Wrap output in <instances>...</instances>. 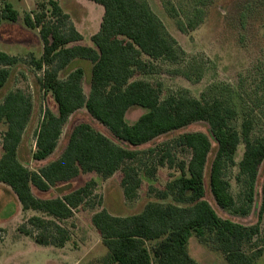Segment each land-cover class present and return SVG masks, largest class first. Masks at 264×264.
<instances>
[{
    "label": "trees",
    "instance_id": "obj_1",
    "mask_svg": "<svg viewBox=\"0 0 264 264\" xmlns=\"http://www.w3.org/2000/svg\"><path fill=\"white\" fill-rule=\"evenodd\" d=\"M89 1L104 8L100 30L92 37L93 47L81 44L83 35L55 0L47 1L50 12L42 3L40 12L35 10L24 17L27 27L38 29L43 43L42 57H33L31 63L43 72L42 89L51 93L58 106L57 113L50 109L44 112L33 159L45 161L55 153L70 117L81 109H86L116 139L133 148L82 122L73 127L66 147L57 158L37 171L30 170L19 159V147L32 116L33 102L22 89L9 92L0 103V124L6 126L0 132V183L12 189L23 211H38L49 217L47 220L33 216L28 220L32 228L21 226L19 230L39 245L64 247L71 233L56 221L72 218L93 194L96 181L50 199L36 197L33 188L46 193L81 175L95 173L109 179L120 171L125 200L132 201L138 197L143 180L155 175L158 167L168 165L178 168L180 176L158 192L161 201L148 202L135 215L115 216L102 209L92 216L93 226L108 249L109 263L198 264L188 250L189 240L195 234L207 248L222 253L227 264H257L263 248L254 250L253 246L264 234L260 223L243 225L224 219L204 197L208 181L220 208L242 216L250 214L264 162V136H253V124L249 120L239 131L236 114L219 99L207 101L174 95L163 99L160 85L131 81L135 73L149 70L143 56L176 62L181 49L165 32L146 1ZM19 17L14 6L5 3L1 19L16 23ZM77 60L92 64L88 95L84 91L83 68L67 72ZM20 62L19 57L0 51V88L10 76L9 68ZM135 106L146 113L131 125L126 115ZM197 122L208 124L218 146L208 178L213 147L211 138L204 132H186L148 150L137 149ZM243 143L245 151L239 169L249 190L246 206L236 200L226 177L227 169L236 165L237 151ZM172 147L187 151L188 158L178 161L172 155ZM142 154L151 155L153 162ZM171 197L174 201L165 202Z\"/></svg>",
    "mask_w": 264,
    "mask_h": 264
},
{
    "label": "rangeland",
    "instance_id": "obj_2",
    "mask_svg": "<svg viewBox=\"0 0 264 264\" xmlns=\"http://www.w3.org/2000/svg\"><path fill=\"white\" fill-rule=\"evenodd\" d=\"M48 0H0V51L17 56L21 62L9 68L10 76L0 88V103L5 96L18 89L29 95L33 102V112L24 132L19 159L30 170L37 171L41 163L33 159L36 151V135L44 112L50 109L58 112V106L51 93L42 89L40 79L43 72L32 65V58L39 59L43 55V43L38 29L25 25L26 14L42 10L40 4L45 3L50 12ZM68 13L76 29L83 35L81 44L94 46L92 37L100 30L104 8L89 0H55ZM169 37L181 49L178 61L152 60L143 56L149 64V70L142 74L135 73L131 81L144 80L161 86L163 99L169 96L195 98L212 101L219 99L224 106L236 114V125L239 131L249 120L253 124V136H264V0H144ZM13 4L19 12L16 23L2 20L1 12L5 3ZM23 42L18 44L19 42ZM84 70V91L90 92L92 64L77 60L67 72L73 69ZM2 67L0 66V70ZM146 110L132 107L126 120L134 124ZM88 122L94 128L113 139L115 142L133 148L116 139L110 131L95 120L86 109L74 113L66 124L55 153L48 159L57 158L68 143L73 127ZM6 126L0 124V132ZM201 131L209 135L212 141V153L209 156L207 178L210 163L217 150V143L205 122H197L186 128L161 136L155 141L137 147L148 150L161 143L170 142L186 132ZM245 151L244 143L238 148L236 165L226 171L231 183V191L239 204L246 206L248 187L240 175L239 163ZM2 150L0 149V157ZM172 155L178 161L188 158L187 151L172 147ZM151 155L142 157L150 158ZM154 156V155H153ZM122 172H117L110 179H104L95 173L81 175L68 184L59 185L49 192L43 193L33 188L36 197L50 199L62 196L67 192L84 186L95 180L93 194L75 211L72 218L56 221L71 233V239L64 250L42 246L33 238L21 232L20 227L32 228L28 220L33 216L49 217L38 211H23L17 196L6 184L0 183V264H111L108 261V249L92 223L94 212L109 210L113 215L130 216L140 213L151 201H161L158 192L164 191L167 185L180 176L178 168L168 165L158 167L155 175L146 177L135 200H125L122 187ZM264 162L261 165L256 186L254 203L248 216L220 208L206 181L204 199L210 203L218 215L243 225L260 223L264 229V215L261 207L264 196ZM174 201L173 198L165 202ZM94 208V209H93ZM92 209V210H91ZM261 216V217H260ZM39 231H35L38 234ZM254 250L263 248V254L257 264H264V234L253 246ZM190 256L198 264H227L224 255L212 251L202 244L195 234L189 240Z\"/></svg>",
    "mask_w": 264,
    "mask_h": 264
},
{
    "label": "crops",
    "instance_id": "obj_3",
    "mask_svg": "<svg viewBox=\"0 0 264 264\" xmlns=\"http://www.w3.org/2000/svg\"><path fill=\"white\" fill-rule=\"evenodd\" d=\"M13 5V4H12ZM40 37V36H39ZM19 42V41H18ZM21 43H23V42H21ZM20 42L18 43V44H21ZM24 44V43H23ZM36 162H39V163H41L42 165H46L48 162H49V160L47 159V160H45V161H36ZM110 179V178H109ZM92 210V209H91ZM109 211V210H108ZM110 212V211H109ZM95 213V212H94ZM94 213H93V215H94ZM111 213V212H110ZM112 214V213H111ZM115 216H117V215H115ZM0 227H2V222L0 221ZM49 247H54V248H58V249H62V250H64L65 251V249L67 248V244L64 246V247H56V246H49ZM107 253H108V251H107Z\"/></svg>",
    "mask_w": 264,
    "mask_h": 264
}]
</instances>
